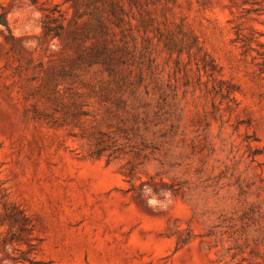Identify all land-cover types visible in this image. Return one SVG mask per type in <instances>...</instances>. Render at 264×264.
I'll use <instances>...</instances> for the list:
<instances>
[{
    "label": "rangeland",
    "instance_id": "rangeland-1",
    "mask_svg": "<svg viewBox=\"0 0 264 264\" xmlns=\"http://www.w3.org/2000/svg\"><path fill=\"white\" fill-rule=\"evenodd\" d=\"M120 4L0 0V264H264V0Z\"/></svg>",
    "mask_w": 264,
    "mask_h": 264
},
{
    "label": "trees",
    "instance_id": "trees-1",
    "mask_svg": "<svg viewBox=\"0 0 264 264\" xmlns=\"http://www.w3.org/2000/svg\"><path fill=\"white\" fill-rule=\"evenodd\" d=\"M32 4H36L38 0H28ZM131 2H134L135 0H130ZM93 4L96 5V10L99 12V14H104L106 17H109V20H113L116 22L117 26L122 21V16L125 14V11L123 7L121 6L120 2L121 0H92ZM62 15L61 13L56 9H51L48 11V14H45L43 19V25L42 28L44 30V33L46 35H52L53 38L59 37L60 32L63 28L62 26ZM4 31L8 32V37L10 39L14 38L13 34L11 33V29L9 27L8 21L3 13L0 12V34ZM6 210L5 211V218L9 221L11 227L12 226H18L20 229L23 227V220L20 217L19 210ZM19 236V234H18Z\"/></svg>",
    "mask_w": 264,
    "mask_h": 264
}]
</instances>
